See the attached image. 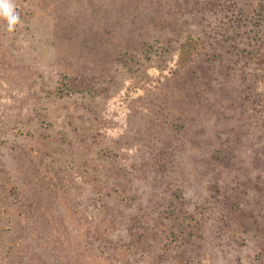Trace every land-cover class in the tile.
Wrapping results in <instances>:
<instances>
[{
	"label": "rangeland",
	"instance_id": "1",
	"mask_svg": "<svg viewBox=\"0 0 264 264\" xmlns=\"http://www.w3.org/2000/svg\"><path fill=\"white\" fill-rule=\"evenodd\" d=\"M262 146L264 0H0V264H264Z\"/></svg>",
	"mask_w": 264,
	"mask_h": 264
},
{
	"label": "trees",
	"instance_id": "2",
	"mask_svg": "<svg viewBox=\"0 0 264 264\" xmlns=\"http://www.w3.org/2000/svg\"><path fill=\"white\" fill-rule=\"evenodd\" d=\"M184 55H186V54H184ZM255 151H256V153H255V161L259 164V166L261 167H264L262 164H260L261 163V158L260 157H257V156H259V155H263L264 154V147L262 146V147H260L259 149H255ZM258 151H260V152H258Z\"/></svg>",
	"mask_w": 264,
	"mask_h": 264
},
{
	"label": "clouds",
	"instance_id": "3",
	"mask_svg": "<svg viewBox=\"0 0 264 264\" xmlns=\"http://www.w3.org/2000/svg\"><path fill=\"white\" fill-rule=\"evenodd\" d=\"M5 13L8 14V18H9V27L11 28L12 25L18 20V17L16 16H12L10 13H9V9L7 6H5Z\"/></svg>",
	"mask_w": 264,
	"mask_h": 264
}]
</instances>
